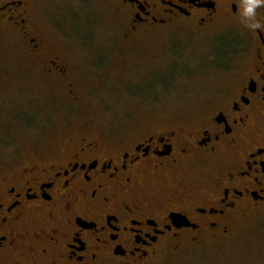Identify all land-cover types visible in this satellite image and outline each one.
I'll return each mask as SVG.
<instances>
[{
    "label": "flooded vegetation",
    "instance_id": "1",
    "mask_svg": "<svg viewBox=\"0 0 264 264\" xmlns=\"http://www.w3.org/2000/svg\"><path fill=\"white\" fill-rule=\"evenodd\" d=\"M32 1L0 0V28L41 53ZM118 2L133 31L225 24L228 59L214 67L224 82L198 91L201 114L186 124L150 123L112 144L82 136L51 159L0 163V264H164L264 211V4L253 31L244 0ZM45 69L69 71L57 57Z\"/></svg>",
    "mask_w": 264,
    "mask_h": 264
},
{
    "label": "rangeland",
    "instance_id": "2",
    "mask_svg": "<svg viewBox=\"0 0 264 264\" xmlns=\"http://www.w3.org/2000/svg\"><path fill=\"white\" fill-rule=\"evenodd\" d=\"M127 13L118 0H33L41 53L19 30L0 28V163L51 159L82 136L112 144L150 123L176 127L200 116L198 91L224 82L214 67L228 59L225 24L133 31ZM56 57L67 74L46 71ZM164 264H264V211L233 238Z\"/></svg>",
    "mask_w": 264,
    "mask_h": 264
},
{
    "label": "clouds",
    "instance_id": "3",
    "mask_svg": "<svg viewBox=\"0 0 264 264\" xmlns=\"http://www.w3.org/2000/svg\"><path fill=\"white\" fill-rule=\"evenodd\" d=\"M264 4V0H244L242 22L251 30H255L260 25L255 20L256 9Z\"/></svg>",
    "mask_w": 264,
    "mask_h": 264
}]
</instances>
